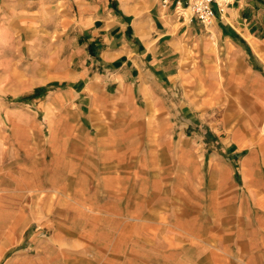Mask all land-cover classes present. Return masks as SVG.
I'll return each instance as SVG.
<instances>
[{"label": "crops", "instance_id": "0c3cea01", "mask_svg": "<svg viewBox=\"0 0 264 264\" xmlns=\"http://www.w3.org/2000/svg\"><path fill=\"white\" fill-rule=\"evenodd\" d=\"M1 3L58 40L2 111L0 264H264V0Z\"/></svg>", "mask_w": 264, "mask_h": 264}, {"label": "rangeland", "instance_id": "374dc122", "mask_svg": "<svg viewBox=\"0 0 264 264\" xmlns=\"http://www.w3.org/2000/svg\"><path fill=\"white\" fill-rule=\"evenodd\" d=\"M0 0V12L2 9ZM202 24H207L203 23ZM0 29V129L5 130L8 121L2 112L6 106L28 109L24 101L30 100L32 90H36L39 81V60L42 50L38 48L42 41L56 42L58 34H51L45 29ZM49 37L51 39H49ZM47 87H42V91ZM29 95V96H27ZM34 96V95H33ZM31 106L32 102L28 101ZM32 109V108H31ZM41 121V117H38ZM10 124V123H9ZM46 139V130L43 128L41 139Z\"/></svg>", "mask_w": 264, "mask_h": 264}, {"label": "built area", "instance_id": "2783aa9c", "mask_svg": "<svg viewBox=\"0 0 264 264\" xmlns=\"http://www.w3.org/2000/svg\"><path fill=\"white\" fill-rule=\"evenodd\" d=\"M169 1L161 0L164 5L168 4ZM212 4H216L220 12L223 11L224 0H187V6L190 8L192 15L203 23H209L214 17Z\"/></svg>", "mask_w": 264, "mask_h": 264}]
</instances>
